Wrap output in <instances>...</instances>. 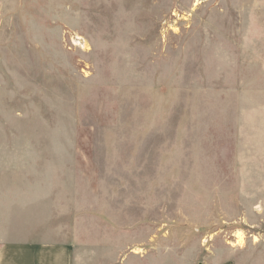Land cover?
I'll use <instances>...</instances> for the list:
<instances>
[{
	"label": "rangeland",
	"instance_id": "rangeland-1",
	"mask_svg": "<svg viewBox=\"0 0 264 264\" xmlns=\"http://www.w3.org/2000/svg\"><path fill=\"white\" fill-rule=\"evenodd\" d=\"M31 244L264 264V0H0V251Z\"/></svg>",
	"mask_w": 264,
	"mask_h": 264
},
{
	"label": "crops",
	"instance_id": "crops-1",
	"mask_svg": "<svg viewBox=\"0 0 264 264\" xmlns=\"http://www.w3.org/2000/svg\"><path fill=\"white\" fill-rule=\"evenodd\" d=\"M0 264H71L69 252L61 246L27 245L0 251Z\"/></svg>",
	"mask_w": 264,
	"mask_h": 264
},
{
	"label": "bare ground",
	"instance_id": "bare-ground-1",
	"mask_svg": "<svg viewBox=\"0 0 264 264\" xmlns=\"http://www.w3.org/2000/svg\"><path fill=\"white\" fill-rule=\"evenodd\" d=\"M242 240L238 241V244H241Z\"/></svg>",
	"mask_w": 264,
	"mask_h": 264
}]
</instances>
